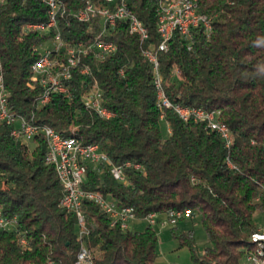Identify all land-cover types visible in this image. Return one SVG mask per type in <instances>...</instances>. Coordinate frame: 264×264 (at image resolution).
I'll use <instances>...</instances> for the list:
<instances>
[{"label": "trees", "instance_id": "trees-1", "mask_svg": "<svg viewBox=\"0 0 264 264\" xmlns=\"http://www.w3.org/2000/svg\"><path fill=\"white\" fill-rule=\"evenodd\" d=\"M90 1L102 2L59 0L58 28L66 47L99 32L97 25L74 18ZM163 1L127 0L148 38L130 35L128 22L120 23L106 37L118 51L104 61L82 58L72 70L69 95H54L40 106L43 91L31 69L56 32L27 27L47 24L49 9L41 0H6L0 5V65L10 108L64 138L99 145L115 165H142L143 171L128 172L129 184L117 182L106 167L90 166L85 191L110 197L139 219L189 209L201 215L209 239L205 253L195 254L193 234L174 232L182 247L191 248L195 263L244 264L259 229L254 217L264 212V0H193L211 19L212 32L198 28L191 39L175 34L169 50L157 52L167 97L174 104L219 112L218 121L234 137L230 148L207 124L185 123L173 111L165 113L171 134L163 135L155 75L144 56L161 43ZM86 68L89 74H83ZM95 86L114 119L103 120L85 106L83 96ZM12 130L0 123V209L15 221L0 232V264H75L82 248L93 253L94 264H155V228L141 233L113 228L91 202L83 207L89 233L80 240L77 215L62 206L63 187L55 168L46 165V140L32 139L31 151Z\"/></svg>", "mask_w": 264, "mask_h": 264}, {"label": "built area", "instance_id": "built-area-1", "mask_svg": "<svg viewBox=\"0 0 264 264\" xmlns=\"http://www.w3.org/2000/svg\"><path fill=\"white\" fill-rule=\"evenodd\" d=\"M6 0H0V5ZM49 9V22L41 25H30L27 27L37 28V32L50 34L56 32L52 48L44 49L42 57L33 64V80L39 84L43 93L38 99L40 106H46L51 102L54 95H69V82L72 79V70L76 68L81 60H76V50H83V58L89 57L97 61H104V52L118 51V46L113 41L106 40L117 26L122 22H128V32L130 35H138L142 39L148 38V32L144 24L129 9L127 0H102V2L90 1L85 8L78 11L74 18L82 23L92 26H98L99 32L89 40L79 43L76 46L66 47L59 33V20L61 4L59 0H45L44 3ZM195 8L187 3V7H160V17L158 33L161 43L158 50H150L144 53V56L151 62L155 75L154 84L157 90V107L161 113V120L165 122L168 133L171 134V128L166 121L165 112L161 111V103H168L170 109L185 123L194 121L195 123H205L214 132H216L225 142L227 148L234 144V137L230 128L218 121L219 112H208L203 109H197L179 104H174L165 94L163 89V79L159 71V62L157 52H167L170 42L175 34L184 38L191 39L192 32L195 29L202 28L205 33L212 32L211 19L193 20L191 26H183V19H189V12ZM177 10L178 20H175V26H167L168 12ZM65 51V53H62ZM70 55V63L67 66H60V57ZM40 68H47V75H40ZM89 68L84 69L83 74H89ZM123 74V71H121ZM85 106L97 114L101 119L110 121L116 117L115 113L103 106V91L99 86H95L83 96ZM0 123L12 127V136L17 140L24 138L35 139L43 137L47 143L46 165L54 167L60 183L63 187L64 195L62 206L69 212L77 215L79 225V238L82 240L88 235L86 228V218L83 211L85 202H91L98 206L100 210L110 219L111 227H120L123 231H129V224L132 221L139 220L133 209L121 208L119 204L106 197L100 192H90L83 189L87 180V172L90 166L106 167L112 177L120 183L129 184V171L141 172L140 163H130L115 165L108 161L107 155H102L99 145L96 148H88V144L71 137L64 138L53 128L39 126L25 117H17L10 108L9 94L5 85L3 68L0 65ZM229 166H233L229 163ZM261 201V199H260ZM164 217V219H161ZM193 213L189 209L170 210L164 214H151L144 220L155 228L157 225L167 227L177 224L180 221L192 219ZM15 221L4 217L0 209V232L10 230ZM260 245V257H253L250 253L246 255L248 264H264V228H259L255 232L254 239ZM22 245H26L24 239ZM52 264V263H50ZM75 264H94L93 253L82 248Z\"/></svg>", "mask_w": 264, "mask_h": 264}, {"label": "rangeland", "instance_id": "rangeland-1", "mask_svg": "<svg viewBox=\"0 0 264 264\" xmlns=\"http://www.w3.org/2000/svg\"><path fill=\"white\" fill-rule=\"evenodd\" d=\"M54 42L46 44L44 49L52 48ZM163 135H169L167 125H162ZM30 146L31 151H34L36 144L32 139H23ZM161 219H164L162 217ZM258 228H264V212L259 211L254 217ZM150 225L144 219L132 221L129 224V231L133 233L144 232ZM174 229L177 234L190 235L193 234L194 252L197 256H202L209 246L208 235L203 227L201 215L195 214L192 219H187L178 222L174 225L162 227L157 225L155 230L159 238L157 259L155 264H196L193 259V251L189 247H182L179 239L175 236ZM244 264H248L246 261Z\"/></svg>", "mask_w": 264, "mask_h": 264}, {"label": "bare ground", "instance_id": "bare-ground-1", "mask_svg": "<svg viewBox=\"0 0 264 264\" xmlns=\"http://www.w3.org/2000/svg\"><path fill=\"white\" fill-rule=\"evenodd\" d=\"M45 3V0H41ZM187 3L193 6L195 9L192 12H189V19H183V26H191V19L193 20H205L210 19L205 15H202L199 11L198 4L193 0H164L161 4V7L173 8V7H187ZM175 20H178L177 10H170L168 12L167 26H175ZM30 30L37 31V28H30ZM114 55L113 52H104V59ZM83 58V50H76V60H81ZM70 63V55H62L60 57V66H67ZM40 75H47V68H40ZM161 111L167 112L172 111L168 103H161ZM166 115V114H165ZM98 145L92 144L88 145V148H96ZM103 155V154H102ZM109 161V160H108ZM127 162L125 164H130ZM255 233L251 236V239H254ZM250 250L247 253H250L253 257H260V245L257 240H250ZM94 256V255H93Z\"/></svg>", "mask_w": 264, "mask_h": 264}]
</instances>
